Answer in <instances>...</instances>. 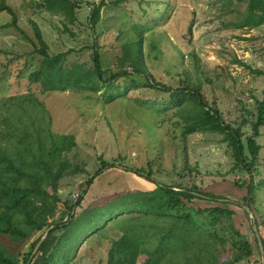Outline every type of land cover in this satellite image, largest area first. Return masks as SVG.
Returning <instances> with one entry per match:
<instances>
[{
	"label": "rangeland",
	"instance_id": "374dc122",
	"mask_svg": "<svg viewBox=\"0 0 264 264\" xmlns=\"http://www.w3.org/2000/svg\"><path fill=\"white\" fill-rule=\"evenodd\" d=\"M2 2L15 15L0 11V111L6 112V104L13 106L12 95L35 94L40 101L38 115L41 109L50 115L52 130L75 136L77 145L65 157L80 170L70 168L59 174L63 153L46 156L48 166L41 168L31 156L13 151L16 165L59 197L48 198L46 210L41 199L33 198L54 224L67 220L70 206L87 188L74 211L66 249L62 248L65 230H57L45 237L50 240L49 252H55L57 245L60 262L69 255L70 264H108L111 247L122 236L154 234L151 239L141 237L137 264H142L163 245L160 237L169 231L173 239L166 243L170 249L160 264H260L254 224L258 223L264 239V126L256 138L262 149L249 173L236 164L224 134L186 132L198 113L193 96L172 97L187 73L197 78L202 99L216 106L227 122L241 127L246 144L264 98V21L234 23L243 21L249 0ZM97 5L94 23L92 12ZM39 35L50 58L64 54L57 64L46 63ZM129 46L134 51L142 47L148 74L121 75L111 81L114 73L133 71L124 57ZM95 49L104 69L102 79L94 71ZM42 68L41 79L48 87L32 80ZM75 79L82 80L81 86L67 87ZM58 83L63 88L56 89ZM21 110L16 107V113ZM4 128L0 122L1 137ZM2 143L11 148L3 137ZM102 159L117 166L106 168L87 187ZM128 166L152 169L158 181L174 189L197 186L233 202L183 197L181 213L193 216L184 226L175 217L143 213L137 206L146 198L144 192L156 185ZM251 180L255 194L248 210L241 204ZM215 207L231 212L218 214L213 212ZM39 235L36 232L26 241L0 235V243L23 264ZM245 239L252 245L251 256L245 255ZM76 244L78 250L71 254ZM43 252L37 259L34 254L33 264H40Z\"/></svg>",
	"mask_w": 264,
	"mask_h": 264
},
{
	"label": "trees",
	"instance_id": "16d2710c",
	"mask_svg": "<svg viewBox=\"0 0 264 264\" xmlns=\"http://www.w3.org/2000/svg\"><path fill=\"white\" fill-rule=\"evenodd\" d=\"M48 4H52L57 0H45ZM41 4V3H40ZM54 9V6H50ZM67 9V8H66ZM1 10H8L15 15L14 11L6 3L2 2L0 5ZM99 14V5L95 6L92 12L94 16L93 20L96 23ZM15 17V16H14ZM93 18V17H92ZM264 21V0H249V6L244 14L243 21L234 22L235 24H251L259 25ZM38 39L43 42L42 37L39 35ZM137 44L141 45L140 42ZM44 47L40 49V52L46 57V63L51 66L55 65L61 60L64 54H59L54 58H50L43 42ZM131 46L125 49L124 57H126L133 65V71L124 70L111 75L110 80L114 81L121 75L133 76V74H148L147 67L144 63V56L142 47L137 50H131ZM95 72L99 78H103L104 69L101 65L100 53L97 49L94 52ZM45 67V63H44ZM254 72L263 73L258 69H252ZM44 68L40 69L33 77V81H42L45 87H48V82L45 83L41 77L44 73ZM82 80L75 79L67 83L68 86L77 87L81 86ZM164 86V85H163ZM56 89L63 88L61 83H58ZM66 88V87H65ZM169 90V88L165 89ZM188 93V94H187ZM185 94L193 96L197 107L198 113L196 119L193 120L186 128V132L194 131H213L224 134L225 139L229 141V144L233 147L234 154L236 155V164L242 165L249 173H252L254 161L258 158L262 145L257 142V137L261 135V126H264V98L260 101L258 106V112L256 119L252 122L253 132L246 137V144L243 141V132L241 127H234L231 123L227 122L221 111L216 106H210L208 101L202 99L201 94V82L194 77H191L187 73V79L183 81L182 88L172 93L173 98H180ZM9 99L13 100V106L6 104L3 108L6 112L0 111V122L4 124L3 138L8 140L11 148L4 146L2 143V137L0 136V235L11 236L15 239L26 241L30 239L34 233L40 232L32 245L31 251L27 257L23 259V264H33L35 262L34 257L41 251L43 255L40 259V264H70L69 255L60 262L57 245L55 252H49L50 240L48 238L39 246L36 254L32 257V252L35 249L39 240L44 236L47 229L49 232L47 235H52L57 230H65L62 235L63 246L65 250L68 240L72 237L68 234L73 232L70 229L72 219H74V211L76 206L81 205L84 199V194L87 192L85 188L80 194L74 205L70 206L71 212L66 221L62 223L54 224L53 221L49 222L46 215V200L48 198H54L58 200L59 197L52 195L49 191L40 187L39 183L34 179L32 175L24 171L22 168L16 165V159L13 156V151L21 150L25 155L31 156L35 163L41 168H47V157L54 154H62L63 159L57 169L59 174H64L70 168L78 171L80 166L73 164L67 157L66 153L71 152L77 145V141L74 135L66 133H57L51 128L50 115L40 110L41 114L38 115L39 103L37 96L33 93L27 95H12ZM19 105H17V102ZM20 106L22 110L16 113V107ZM246 149L249 155L246 153ZM250 156V159H248ZM188 165V164H187ZM117 166L116 162H108L104 159L101 160L100 167L96 170L95 174L88 178L87 187L92 185L94 178L100 175L106 168ZM129 171L144 178L149 182L155 183L154 190L144 192L146 198L137 209L143 213H158L165 217H175L176 222H181L182 226L190 224L193 220L191 213H181L184 202L183 197L193 198L199 197L201 199H211L215 201L233 202L230 199L222 197L214 193L203 192L198 189L197 186L192 188L174 189L171 185L158 181L150 169L146 171L143 168L126 167ZM255 187L254 182L248 185V193L245 196V201L241 205H245L251 208V203L254 202ZM33 198L41 199L44 202L45 210L39 207ZM246 208V207H245ZM176 209L175 213L173 210ZM45 212V213H44ZM213 212L222 214L224 212H231L229 209L222 207H215ZM178 213V214H177ZM258 224V223H257ZM135 235V236H134ZM124 235L120 239L116 240L110 250V258L108 264H137L138 256L141 250V244L143 239H151L154 234L146 236L134 234ZM142 237V238H141ZM173 236L169 231L165 232L160 237V243L163 245L156 249V253L153 257L148 258L142 264H160L162 258L166 257V252L170 249V246L166 243L171 242ZM264 242V239H262ZM243 246L246 250L247 256H251L252 245L248 239L243 241ZM79 244H76L74 251L71 254L77 252ZM260 248V247H259ZM261 251V250H260ZM240 259V257L238 258ZM33 260V261H32ZM173 260V259H171ZM174 262V261H173ZM176 262H174L175 264ZM0 264H22V260L18 256L11 254L7 251L3 244L0 243ZM260 264H263L262 260Z\"/></svg>",
	"mask_w": 264,
	"mask_h": 264
},
{
	"label": "water",
	"instance_id": "95a60500",
	"mask_svg": "<svg viewBox=\"0 0 264 264\" xmlns=\"http://www.w3.org/2000/svg\"><path fill=\"white\" fill-rule=\"evenodd\" d=\"M246 209L250 210L251 208L247 205H245ZM50 229V228H49ZM49 229H47L46 231V234L39 240V242L37 243L34 251H33V254H32V257L34 256V254L37 252L39 246L41 245V243L44 241L46 235L48 234L49 232ZM254 230H255V233L258 237V243H259V246H260V250H261V253H262V262L264 264V242L262 240V238L260 237V231H259V226L257 223L254 224Z\"/></svg>",
	"mask_w": 264,
	"mask_h": 264
}]
</instances>
